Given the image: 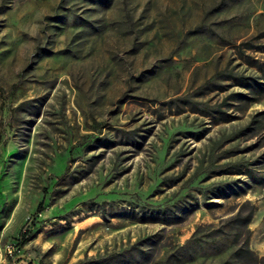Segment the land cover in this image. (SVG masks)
Here are the masks:
<instances>
[{
    "label": "rangeland",
    "instance_id": "1",
    "mask_svg": "<svg viewBox=\"0 0 264 264\" xmlns=\"http://www.w3.org/2000/svg\"><path fill=\"white\" fill-rule=\"evenodd\" d=\"M5 264H264V0H0Z\"/></svg>",
    "mask_w": 264,
    "mask_h": 264
},
{
    "label": "built area",
    "instance_id": "2",
    "mask_svg": "<svg viewBox=\"0 0 264 264\" xmlns=\"http://www.w3.org/2000/svg\"><path fill=\"white\" fill-rule=\"evenodd\" d=\"M18 247L15 243H8L0 250V264H5V260L10 258L12 259L15 256Z\"/></svg>",
    "mask_w": 264,
    "mask_h": 264
},
{
    "label": "trees",
    "instance_id": "3",
    "mask_svg": "<svg viewBox=\"0 0 264 264\" xmlns=\"http://www.w3.org/2000/svg\"><path fill=\"white\" fill-rule=\"evenodd\" d=\"M17 246V245H16ZM18 247V246H17Z\"/></svg>",
    "mask_w": 264,
    "mask_h": 264
}]
</instances>
